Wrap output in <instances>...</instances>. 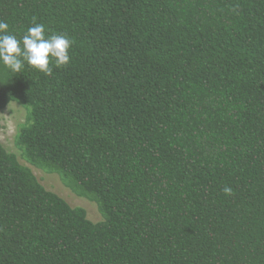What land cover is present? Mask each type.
<instances>
[{
    "label": "trees",
    "instance_id": "trees-1",
    "mask_svg": "<svg viewBox=\"0 0 264 264\" xmlns=\"http://www.w3.org/2000/svg\"><path fill=\"white\" fill-rule=\"evenodd\" d=\"M0 20L72 41L51 75L0 63L28 163L0 140V264H264V0H0Z\"/></svg>",
    "mask_w": 264,
    "mask_h": 264
},
{
    "label": "clouds",
    "instance_id": "clouds-1",
    "mask_svg": "<svg viewBox=\"0 0 264 264\" xmlns=\"http://www.w3.org/2000/svg\"><path fill=\"white\" fill-rule=\"evenodd\" d=\"M71 45L66 34L45 36L44 24L35 22L17 39L16 35L9 33L8 23L0 20V63L13 72H20L27 62L36 70L51 75L50 58L57 67L68 64ZM224 191L229 194L231 189L226 187Z\"/></svg>",
    "mask_w": 264,
    "mask_h": 264
},
{
    "label": "rangeland",
    "instance_id": "rangeland-1",
    "mask_svg": "<svg viewBox=\"0 0 264 264\" xmlns=\"http://www.w3.org/2000/svg\"><path fill=\"white\" fill-rule=\"evenodd\" d=\"M27 116L26 108L18 103L12 102L4 110L0 112V121L2 129L0 131V140L5 147L19 155L22 163L28 164L20 155L19 149L15 145V137L22 123L25 122ZM39 180L48 188L62 197H64L72 206H82L87 210L88 216L93 221L102 219L101 213L97 205L86 198L75 195L60 179L58 174L46 173L43 170L30 166Z\"/></svg>",
    "mask_w": 264,
    "mask_h": 264
}]
</instances>
